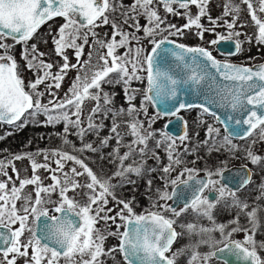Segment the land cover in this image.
Returning a JSON list of instances; mask_svg holds the SVG:
<instances>
[{"label": "snow or ice", "instance_id": "1", "mask_svg": "<svg viewBox=\"0 0 264 264\" xmlns=\"http://www.w3.org/2000/svg\"><path fill=\"white\" fill-rule=\"evenodd\" d=\"M210 3L211 0H132L126 6L123 0H0V50H3L0 53V123L13 125L22 118L27 122L43 115L45 119L41 123L44 126L63 124L62 132L57 134L62 137L63 144L71 143L67 139L69 135L78 137L81 146L76 148L73 144L72 147L80 154L98 153L109 146L110 140L115 139L116 142L107 157H100L107 158L114 165V171L107 177L94 171L82 155L61 148L13 154L12 159L7 161L0 159V177H4L0 179V264H17V258H24V264H60L61 259L64 264H103L101 258L116 251L122 254L126 264H176V258L185 249L167 254L182 233H178L174 227L176 220L163 213L171 212L174 217H179L188 208L206 217L213 225L198 229L193 223L181 225L190 235L195 233L201 236L196 244L189 246V264H207L217 253L225 252L244 264H264V257L258 252V248L264 249V241L258 244L255 239L260 227V207L257 205L248 211L249 204L237 197V192L251 183L252 172L247 166L233 172L221 162V167L206 170V179H196L197 170L185 167L177 178L170 180L171 193L166 190L168 181L165 190L157 189L158 199L164 201L180 195L178 189L181 185L190 189V195L184 198V206L179 211L167 203L157 207L154 201L152 206L157 210L145 209L138 214L131 201L115 196L117 186L135 183L130 179L131 175H142L146 164L144 157L151 153L153 158L159 160V156L148 146L149 141L157 135L150 129L159 118L182 119L178 113L191 108H199L203 114L210 115L220 125L215 127L208 124L206 127V138L202 144L208 146L210 152H219L221 148H227L229 152L239 151V146L232 143L233 138L246 140L254 133H257L260 141H264V63L247 66L222 61L204 47L187 46L171 38L182 36L185 29L193 28L201 39L205 32L215 34L216 38L209 41L211 45L247 35L235 31L242 9L233 0H226L223 6V16L232 17L225 21L227 35L216 33V27L221 26V18L211 17L208 12ZM241 4L247 6V13L257 28L256 42L264 44V20L257 15L258 12L264 14V0H258V7H254L252 0H241ZM192 6L197 9L195 14L191 11ZM161 9L165 14L163 16ZM110 14L113 16L111 20ZM169 14L182 16L186 23L181 27L167 23ZM115 15L123 16V21H117ZM141 16L145 19L144 25L139 22ZM206 16L211 28H205L201 23ZM55 18L64 20L52 35L53 54L60 58L62 62L59 63L44 59L46 53L39 51L36 44L29 46L28 43L42 25ZM109 24L112 27L111 36L100 38L96 29ZM123 25H128L131 31L124 30ZM140 32L143 37L137 35ZM142 38H147L150 51L140 44ZM9 39L23 46L25 69L33 73V79L27 84L17 60L9 54L13 45L4 42ZM247 40L250 43L251 37H247ZM133 42L135 47L132 46ZM234 43L235 53L229 55L241 51L242 41L235 39ZM85 47L89 48L86 59ZM97 48L103 51L95 53ZM119 49L125 51L121 53ZM69 50L76 61L74 64L70 62ZM94 53L99 57L98 65L91 63ZM54 67L55 72L52 71ZM89 68L91 75L85 71ZM73 69L77 71V76L67 92L58 96L53 89L59 90L68 71ZM133 80L146 81L139 110L132 103L138 91L130 88ZM104 84L123 85L127 109L110 107L112 97L103 91ZM41 85L44 86L43 90H40ZM45 94L50 97L46 103L43 102ZM190 95L199 99L191 100ZM86 100L95 101V104L85 123L83 105ZM148 104L157 107L145 128L144 122L139 119V111L147 115ZM109 115L110 135L100 139L96 146L86 142L87 135L95 133L99 136L104 127L103 123L96 122V117L107 119ZM123 115L129 117L124 122L128 128L125 134L118 131L120 124L117 122V118ZM172 122L169 120L168 124ZM183 123L184 133L178 137L181 143L189 139L187 122ZM200 123L206 124V121L201 120ZM221 128L225 133L223 136ZM125 135L132 137L128 143H123ZM159 135L160 139L154 140V145L159 148L166 144L169 163L162 168V172L169 174L175 170L174 166L183 161L177 151L176 139L162 130ZM256 142L253 139L245 149L246 158L253 165H264V156L252 150ZM121 147L126 149L123 154ZM188 151L185 148V152ZM38 155L44 157V163L37 162ZM50 157H54L51 163L48 162ZM23 159L30 161L32 174L21 178L15 161ZM130 159L131 163L125 164ZM68 162H72L73 166L65 171ZM52 164H55L54 168ZM8 167L12 168L15 179L9 175ZM40 169L48 172L47 179L51 183H44L37 174ZM80 177H84L83 182ZM113 180H118V184H114ZM16 181H19L18 185ZM147 183L151 187L152 181ZM218 184L220 186L216 187ZM28 186H33L31 192H25ZM77 189L83 193V202L68 195L69 192L76 193ZM205 190H212L217 195L209 199L203 195ZM261 190L264 193V185ZM54 194L57 196L55 200L52 199ZM109 197L122 206L118 211L107 207ZM228 198H231L228 207L244 212L250 227L240 225V212L229 222L236 225L230 231H226L228 225L215 223L213 209ZM260 198L257 197L258 200ZM113 211L115 215H109ZM117 219L122 223L116 225V232H108L107 235H118L120 244L118 248L105 251L107 235L96 225L101 220L105 224L108 221L116 223ZM121 227L124 228L123 232H119ZM217 231L222 240L212 236ZM237 232H244L242 241L231 239L232 234ZM204 235L207 238H203ZM220 244L223 247H218ZM200 245H208L213 250L202 255L197 251ZM224 264H228L226 258Z\"/></svg>", "mask_w": 264, "mask_h": 264}, {"label": "rangeland", "instance_id": "2", "mask_svg": "<svg viewBox=\"0 0 264 264\" xmlns=\"http://www.w3.org/2000/svg\"><path fill=\"white\" fill-rule=\"evenodd\" d=\"M254 7H258V0H252ZM123 3L127 6L130 5L132 3V0H123ZM226 3V0H211V3L208 6V12L211 15L212 18H217L220 17L221 19L219 20V24L221 25L220 27H216L215 31L216 33L219 34H223V35H227V29H226V25H225V21L226 20H231L232 17L231 16H223V6ZM233 3L240 5L241 7V12H240V18L237 21V27L235 29V31H239L241 33H246L247 35H241L238 38H234L235 39H239L240 41H242V47H241V51L238 55H236V59L237 61L241 62V63H252L255 62V59H258L257 57L260 56V58L264 57V44H258L256 42V34H257V28L254 26L253 22L251 21L250 16L247 13V6L244 4H241V0H233ZM181 12H183V10H180ZM191 11L195 14L197 12V9L195 6H192ZM160 14L163 16L165 15L163 10L161 9ZM258 17L261 18L262 20H264V14H260L259 12L257 13ZM113 18V16L110 14V20ZM115 19L117 21H123L124 17L123 16H118L115 15ZM139 22L141 25L145 24V19L141 16L139 18ZM64 23V20L62 18H55L53 20L48 21L47 23H45V25L40 29V32L38 34H36L33 39L31 41H29V46H31L32 44H36L39 51L46 53V56L44 57V59L46 60H51L54 63H59L62 62L60 61V58L55 56L53 54V44H52V35H54L58 29V27ZM129 23H131V21H129ZM167 23L170 24H175L177 27H181L183 24L186 23V19L183 18L182 16H173V15H168L167 16ZM201 23L205 26V28H211L212 25L209 22L207 16L203 17L201 20ZM243 24L245 25L244 27H240V25ZM124 30L126 31H131V29L128 28V25H123ZM187 34H185L184 37L179 36L178 38L174 37V39H178L181 42L183 40H187L190 34H194L197 40V45L199 46H203V47H209V48H213L214 45H211L209 43V41H211L212 39L216 38V35L211 33V32H205L203 39H201L198 35H196V29H185ZM97 33L99 34L100 38H106V37H110L112 34V27L111 24L109 25H101L99 28L96 29ZM137 35L143 37V33H137ZM191 36V35H190ZM247 37H251V42L249 43L247 40ZM117 39H119V37H117ZM45 41H47V43H45ZM6 43L12 44L13 46L10 48L12 50L9 51V54L13 55L15 57V59L17 60L19 66H20V71L21 74L23 76V78L25 79V83L27 84L28 81H30L31 79H33V73L30 71H27L25 69V61L22 59V51H23V46L21 44H13L12 41L7 40L4 41ZM89 43H91V37L89 38ZM140 44L143 46L144 49H146L148 51V48L150 46V44L148 43L147 38H142L140 41ZM133 47L136 46L135 42H133ZM14 49V50H13ZM89 51L88 47H85V59L87 58V52ZM103 50L97 48L95 50V53H101ZM119 52H124V49H119ZM3 50H0V53H2ZM93 55L92 57V65H98L99 62V57L97 54ZM69 55V59L71 63H76L75 59L72 56L71 50H69L68 52ZM91 67V66H90ZM53 72L56 71V67H54L52 69ZM85 71H88L89 75H91V71L90 68L89 69H85ZM81 75H83V72L80 73ZM141 75H143V73H141ZM77 76V71L75 69L73 70H69L65 79L63 80L62 84H61V88L59 90L53 89V91H56L58 96H63L65 92H67V90L69 89V87L71 86L72 81L75 79V77ZM143 82L141 81H137V80H133L131 82L130 88L131 89H138V91L140 90V88H142ZM103 91L107 92L109 95L113 97H115V95H125L124 89H123V85L121 84H104L103 86ZM44 86L41 85L40 86V90H43ZM137 91V92H138ZM136 92V93H137ZM141 95V94H139ZM50 99V97L45 94V96L43 97V102H47V100ZM132 103L134 105H136V101H132ZM95 101L92 100H86L84 105H83V119L84 122H87V116L89 114V112L91 111L92 107L94 106ZM151 105V104H150ZM150 105L148 104L147 107V115H145L142 111V120L144 121V126L145 128H147L148 126V118L152 117L155 113H154V109H152L150 107ZM152 106V105H151ZM127 109V108H126ZM139 110V109H138ZM156 112V111H155ZM140 114V111H139ZM179 114L181 115V113L179 112ZM182 116V115H181ZM183 117V116H182ZM170 117H162L157 119L153 124H152V128L150 129V131L153 130H158V127H163L166 124V122L169 120ZM99 119L96 118V122L98 123ZM185 121V120H184ZM206 124H201L200 121H198L199 126H196L197 129H199V127L201 129H204L206 131V127L208 124H212V121L210 122L209 120H205ZM215 126V125H214ZM216 127V126H215ZM1 129V128H0ZM164 130V129H163ZM187 131H188V126H187ZM160 136V135H159ZM251 139H256L257 142L255 145L252 146V150L257 153L260 154L261 156H264V141H260L258 139L257 133H254L252 137H250ZM178 139V138H177ZM219 138H217V143H219ZM114 141V139H112ZM187 140L184 141L183 143H181L179 141V139L176 141L177 147H182L185 146ZM212 142L210 141L209 144H211ZM235 145L239 146V151L236 152H229L227 150V148H221V150L224 152V156H221V160L227 159L228 157H232L235 155H242L245 160L247 161V164L249 166H253L255 169V179L256 182L258 181L260 176H264V167L260 168V164L258 165H253L251 164V162L246 158L245 155V149L248 147L247 144H242L238 143V142H232ZM206 148H208V146H206ZM12 157H9L7 159L4 160H11ZM54 159V157H50L49 158V163L52 162V160ZM36 160L39 163H44V157L42 155H38L36 156ZM229 163V162H228ZM224 164L225 161H224ZM221 164H219L220 166ZM53 168L55 167V164H52ZM73 166L72 162H68L66 164L65 167V171H67L69 168H71ZM264 166V165H261ZM78 167V166H77ZM175 170L171 172V179H175L177 178V176L180 174V172L185 168V166L183 165H176L174 166ZM218 167V166H217ZM15 168L17 170H19L20 172V176L21 178L25 177V176H31L32 171L30 168V161L27 159H23V160H19V161H15ZM217 169V168H215ZM212 169V170H215ZM79 170V167H78ZM7 171L9 173V175H13V171L11 167L7 168ZM197 173H199V170H197ZM42 179L44 180L45 184H49L51 183L50 179H47L48 177V172H46L44 169H40L38 171V173ZM13 178L15 179V176L13 175ZM186 178V175L185 177ZM0 179H4V177H0ZM80 180L83 182L84 177H80ZM17 185L19 184V181H16ZM171 186V185H170ZM220 185H216V187H219ZM32 187L33 186H28L25 189V192H31L32 191ZM172 187V186H171ZM169 192V191H168ZM69 196H75L76 199L81 200L83 202V193L81 192L80 189H77L76 193H72L69 192L68 193ZM52 199L55 200L57 199V196L54 194L52 196ZM169 204V200L168 201H164V200H160L157 204V207L161 204ZM19 207V202L18 205ZM108 208H114L116 211L119 210V206L116 204V201L112 200L111 197H109V203L107 205ZM138 213V212H136ZM103 215V213H102ZM109 215H115V211H113L112 213H109ZM213 218L215 220L216 224H225L226 222V213H225V208H222L221 210H217L215 215L213 214ZM122 223L119 219L116 220V223H112V221H108L107 224H105V222L103 220H101L96 227L99 228L101 231L105 232V234L107 235L108 232H116L117 228L116 225ZM189 223H193L192 220H185L182 225H187ZM19 225H15L14 227H18ZM197 229L201 226L203 227H212V222L209 221L207 218L202 220L201 222L198 223ZM124 228L121 227L119 229V231L121 232V230H123ZM182 229L185 232L184 235V239L183 241H185L187 243L184 244V242H179L181 245H178L177 247H174V249L170 252V255L174 252H176L178 249H185V251L182 252L181 255H179L176 258V264H189V260H190V255H188V257H185L184 255L188 254L191 252V248L189 247L190 245L196 244L199 239H201L200 235H197L195 233L193 234H189L185 228L182 227ZM25 235L27 236L28 233H25ZM212 236L216 239V240H222L223 237L221 236V234L217 231V232H213ZM245 234L243 232L240 233H233L231 238H236V239H240L243 240L244 239ZM203 238H207L206 235H204ZM118 235L113 236V235H107V238L104 241V248L105 251H107L110 248H114L116 245L118 246ZM213 249H211L208 245H200L199 248L197 249V251H199L202 255L208 253L209 251H212ZM111 257H102L101 259L103 260V264H126V262L124 261L122 255L120 254V252L118 253V251H116L115 253H112L110 255ZM87 258V257H85ZM0 259H2V254H0ZM78 259V258H77ZM183 259H185V261H183ZM187 260V261H186ZM17 264H24V258H17ZM60 264H64V260L61 259ZM207 264H222L216 260L213 259V257L207 262Z\"/></svg>", "mask_w": 264, "mask_h": 264}, {"label": "trees", "instance_id": "3", "mask_svg": "<svg viewBox=\"0 0 264 264\" xmlns=\"http://www.w3.org/2000/svg\"><path fill=\"white\" fill-rule=\"evenodd\" d=\"M44 25H42L40 29ZM40 29L36 34L40 32ZM12 43L18 44L14 43L13 41ZM10 50L12 49H9V51ZM257 58L258 59H255L254 61H260L264 59V57L260 58V56H258ZM145 87L146 81L143 82L142 88H140V90L135 94L136 98L134 101H136L137 109L141 108V104L143 101L142 93ZM101 103H103V101H101ZM110 107H123L125 109L128 108V103L126 102L125 95H115V97L112 98V104L110 105ZM150 107L152 108L151 105ZM180 113L183 116L184 120L187 122L189 136V139L187 140L185 146L177 147V151L180 153V158L183 161L181 165L188 168H194L199 171H204L206 173V170H209L208 168L210 166L219 164L221 156L226 157L225 155L227 154L224 155V152L222 150H220L219 152L215 150L211 152L208 151V148H206V146L202 144V142L206 138V131L204 129H201L200 127L199 129H197L196 126H199L197 124L198 121L201 120H209L210 122L212 121V123L216 127H220V125L215 123L210 115L203 114L199 108L183 110ZM141 114L142 110L140 111L139 119L143 121ZM96 118L99 119L98 123H103L104 125V127L99 132V136H97L95 133H91L85 137L86 142H91L94 146L99 143L100 139L110 135L111 128L110 115L107 119H102V117L100 116H97ZM44 119L45 117L43 115H39L34 119H28L27 122H25L24 118H22L21 121H18L13 125L0 123V159H7L9 157H12L13 154L29 152L35 153L37 150L61 148L63 150L72 152L73 154L82 155V158L85 159V162L88 163L89 166L94 169V171H97L99 175H103L105 177L111 175V173L114 171V165L109 163L107 158L100 159V157H107L108 152H110L112 148L115 147V139L114 141L110 140L109 146L107 148H102L98 153H76L72 145L74 144L76 148H79L81 146V142L78 137L75 135H69L67 139L71 143L68 145L63 144L62 137L57 135L58 133L62 132L63 124H58L55 126H44L41 123ZM127 120H129V117L127 115H123L117 118V122L120 124L118 131L121 134H125L128 132V128L124 123ZM161 130L164 131L163 127H158V130H153L157 133V135L149 141L148 145L149 149H153L156 155L159 156V160L153 158L151 156V153H149L148 156L144 157V159L146 160V164L144 165V172L142 173V175L130 176V179L134 180L135 183L117 186L114 190L117 199L131 201L134 210L139 213L143 212L145 209H156L153 208L152 205L154 201L157 204L160 201V199H158L157 189L165 190L166 181L169 182L166 190L169 191L171 188V172L169 174H164L162 172V168L169 163L168 156L165 151L166 144L161 145V147L159 148H155L154 145V140L160 139L159 133ZM196 133H199V135H196ZM224 134L225 133L221 128V136H223ZM131 139V136L125 135L123 143H128ZM174 139H176V141L178 140L177 138ZM252 140L253 139L248 137L246 140H242V142L249 146ZM185 148H187L189 151L185 152ZM193 149L195 150L193 151ZM124 151H126V149L124 147H121V154H123ZM135 158L139 160L138 156H135ZM229 158L230 157H228L227 159L229 160ZM128 163H131V159L125 162V164ZM150 169H155V171H150ZM161 177H164V179H161ZM149 180L152 181L151 187H149L147 183ZM112 182L114 184H118V180H113ZM183 261H185V259H183Z\"/></svg>", "mask_w": 264, "mask_h": 264}, {"label": "flooded vegetation", "instance_id": "4", "mask_svg": "<svg viewBox=\"0 0 264 264\" xmlns=\"http://www.w3.org/2000/svg\"><path fill=\"white\" fill-rule=\"evenodd\" d=\"M185 34H187L186 30H184V34L182 35V37H184ZM188 34H189V35H187L188 36V39L187 40L185 39L182 42L180 40H178V39H174V37H171V38L174 39V40H176L177 43H183V44H185L187 46H199L196 43L197 40H196L195 35L194 34H190V33H188ZM141 37H142V35H141ZM178 37L179 36H176V38H178ZM232 41H235V40H232ZM200 47H203V46H200ZM204 48H206L209 51H211L212 54H213V56L216 57L219 60H222V61L223 60H228L229 62H232V63H241V62L235 60L236 59L235 58L236 55H238L240 52L238 54H235V55H229L226 52L219 51L217 49V44L214 45L213 48H209V47H204ZM150 50H151V45L148 48V51H150ZM262 60H264V59H262ZM262 60H260V61H262ZM255 62H259V61H255ZM255 62H252V63H255ZM252 63H241V64H252ZM171 118L172 117H170L169 119H171ZM232 142L241 143L242 140L241 139H233ZM242 144H244V143L242 142ZM244 157L242 155H235V156L230 157L229 160L228 159L221 160V158H220L219 164H221V162H224L225 161L226 164H223V166L225 168L231 167L233 165H238V166L245 165V166H247L251 170V172H252L251 183L248 184L241 191H238L237 192V197L241 201H245V202H247L249 204L250 207H249L248 211H251V209L253 207H256L257 205H259V207H260V211L258 212V217L260 219V227L257 230L256 235H255V239H256L257 243L259 244L260 242L264 241V193H262V190H261V186L264 185V176H260L259 179H258V181L256 182V179L254 177L255 176V172H254L255 169H254L253 166H249L247 164V161L245 160ZM219 164L218 165H212L208 169L209 170H212V169H215V168H219V167L222 166V164L220 166H219ZM259 166H260V168H263L264 167V166H261V165H259ZM196 175H206V173L204 171H199V173H197ZM213 179H219V177H213ZM171 189H172V187L170 188L169 193H170ZM210 192L215 193L212 190H205V192L203 193V195L204 196H208V194ZM215 195H217V194L215 193ZM257 197H261V198L258 200ZM171 203H172L171 200H169V204L168 205L171 206ZM229 204H231V198H228L226 200H222L219 204H217L216 208L213 209V213H212V215L213 214L215 215V213H216L217 210H221L222 208H225V213H226V222H225V224L228 225L226 231H230L232 227H235L236 226L235 224H231L229 222L233 220V218L236 216V214L238 212H240V210L238 208L228 207ZM183 206L184 205L179 204V205L175 206V208L179 211L180 208H182ZM155 210H157V209H155ZM155 210H152V211H155ZM138 214H139V212H138ZM163 214L165 216H168L170 218L175 219L176 220V225H174V227L176 228V231L178 233H182V235L178 236L177 239H176V241L173 243L171 251L174 249V247H177L178 245H181L178 242H182L183 239H184L185 232L182 229L181 225H182V223L185 220H192L193 221V224L198 225L199 222H201L202 220L206 219V217H204L202 215H198L191 208H188L187 211L183 212V214L181 216H179V217H174L171 212H164ZM240 225L242 227H250V225L248 224V218H247V216L245 215L244 212H240ZM123 231H124V229L121 230V232H123ZM238 233H240V232H238ZM118 238H119V236H118ZM231 239H233V240H240V239H236V238H231ZM183 242H184V244L187 245V243L185 241H183ZM119 244H120V238L118 239V246H119ZM222 245L223 244H220V245H218V247H220ZM118 246L116 245L115 248H118ZM258 252H259V254L262 257H264V249H259L258 248ZM118 253H119V251H118ZM167 255H170V253H168ZM188 255L191 256V252L188 253V254H186V255H184V256L185 257H188ZM106 257H111V256H106ZM213 259L216 260V261H218V262H220V263H222V264H224V262L221 261V260L215 259L214 257H213Z\"/></svg>", "mask_w": 264, "mask_h": 264}, {"label": "water", "instance_id": "5", "mask_svg": "<svg viewBox=\"0 0 264 264\" xmlns=\"http://www.w3.org/2000/svg\"><path fill=\"white\" fill-rule=\"evenodd\" d=\"M217 49L221 52H226V53H235V43L234 41H220L217 44ZM231 55H235V54H231ZM260 63H264V60L259 61V62H255L252 64H241V63H235V64H241V65H247V66H252V65H256V64H260ZM189 99L191 100H198V97H193V96H189ZM152 105V104H151ZM153 109L156 111V107L155 105H152ZM184 110H188V109H184ZM183 111V110H181ZM180 111V112H181ZM178 116L182 119H178L177 117H172L171 121H173L171 124H168V121L166 122V124H168V127L165 129V125H164V131L168 132L173 138H178L179 136L183 135L184 133V118L178 113ZM2 124H6V123H2ZM9 125V124H7ZM223 129V128H222ZM224 131V130H223ZM233 139H239V138H233ZM245 165H233L231 167L226 168L227 170H231L233 172H235L236 170H240L244 167ZM248 168V167H247ZM249 169V168H248ZM227 174V172L225 173ZM206 175H196V179H206ZM223 183V181H221ZM173 189H171L170 193L172 192ZM178 192L180 193V195H178L177 197H175L173 200H171V206L175 207L179 204L184 205L183 201L185 197H188L190 195V189H185L183 185L180 186V188L178 189ZM215 195V193L210 192L208 194L209 199H212V197ZM220 247H223L220 246ZM215 259L221 260L224 262V259L226 258L228 260V264H244V262L242 261H238L236 259L235 256L228 254L227 252L225 253H217V256L214 257Z\"/></svg>", "mask_w": 264, "mask_h": 264}]
</instances>
